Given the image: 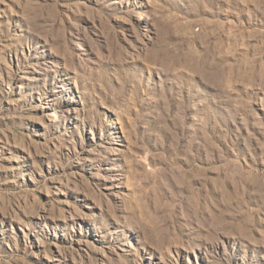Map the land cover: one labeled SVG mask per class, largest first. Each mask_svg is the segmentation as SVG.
<instances>
[{
	"label": "rangeland",
	"instance_id": "rangeland-1",
	"mask_svg": "<svg viewBox=\"0 0 264 264\" xmlns=\"http://www.w3.org/2000/svg\"><path fill=\"white\" fill-rule=\"evenodd\" d=\"M0 264H264V0H0Z\"/></svg>",
	"mask_w": 264,
	"mask_h": 264
}]
</instances>
